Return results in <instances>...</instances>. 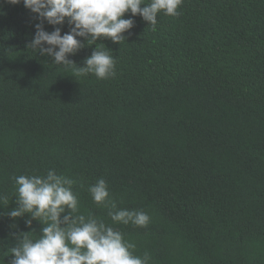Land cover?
<instances>
[{"label": "trees", "instance_id": "16d2710c", "mask_svg": "<svg viewBox=\"0 0 264 264\" xmlns=\"http://www.w3.org/2000/svg\"><path fill=\"white\" fill-rule=\"evenodd\" d=\"M179 12L158 14L155 30L127 13L120 44L82 41L78 66L94 43L116 59L101 80L29 50L38 21L0 0V264L13 233L43 227L7 216L14 178L48 170L77 181L80 213L150 264H264V0H183ZM101 178L118 208L150 216L146 228L93 202Z\"/></svg>", "mask_w": 264, "mask_h": 264}, {"label": "clouds", "instance_id": "9594fccd", "mask_svg": "<svg viewBox=\"0 0 264 264\" xmlns=\"http://www.w3.org/2000/svg\"><path fill=\"white\" fill-rule=\"evenodd\" d=\"M11 5L23 3L33 18L35 34L26 47L52 58L53 63L74 68L75 76L93 74L98 79L116 75V59L107 47L96 45L91 56L78 66L70 56L91 42L110 38L120 44L124 33L135 24L131 17L140 16L155 30L158 14L176 17L183 0H5ZM143 5V7H142ZM45 23L53 26L45 30ZM67 23L69 30L62 34ZM82 38V39H78ZM82 41H87V44ZM107 49V50H105ZM16 184L17 207L7 212L15 220L28 214L27 227L33 220L43 225L39 234L13 233L11 264H150V256L135 255L136 244L124 239L123 233L106 225L102 218L80 213L79 200L73 191L74 179L48 170L46 175H19ZM88 191L95 204L107 206L108 216L116 224L146 228L150 216L143 210L117 207L110 200L107 182L101 178ZM7 198L0 196V201Z\"/></svg>", "mask_w": 264, "mask_h": 264}]
</instances>
